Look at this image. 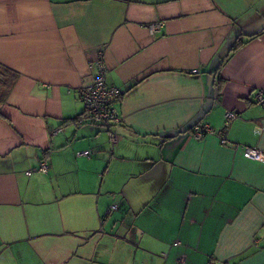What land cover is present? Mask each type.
Returning a JSON list of instances; mask_svg holds the SVG:
<instances>
[{
	"label": "crops",
	"instance_id": "obj_1",
	"mask_svg": "<svg viewBox=\"0 0 264 264\" xmlns=\"http://www.w3.org/2000/svg\"><path fill=\"white\" fill-rule=\"evenodd\" d=\"M0 63V264H264V0H0Z\"/></svg>",
	"mask_w": 264,
	"mask_h": 264
},
{
	"label": "built area",
	"instance_id": "obj_2",
	"mask_svg": "<svg viewBox=\"0 0 264 264\" xmlns=\"http://www.w3.org/2000/svg\"><path fill=\"white\" fill-rule=\"evenodd\" d=\"M161 22H154L148 25L151 33L159 30ZM94 69V76L91 83L84 85L78 89V97L83 104L84 119L94 124L109 125L111 123H118L120 120L115 103L117 98L122 93V90L116 86L109 85L106 79L107 68L103 59V50L96 53V57L90 64ZM257 103L264 105V91H258L255 95ZM236 117L234 111H226L224 118V127L229 125V122ZM60 129H56L53 133H58ZM193 134L196 139L202 138L205 134L211 133L212 129L207 124L194 125ZM111 140L115 141V137L111 136ZM223 142L225 140L222 139ZM244 156L253 159L264 161V153L254 147H244ZM81 155H89V151H82ZM38 171H45V165L41 163L37 169ZM31 171H27L30 174ZM177 264H184L181 259Z\"/></svg>",
	"mask_w": 264,
	"mask_h": 264
},
{
	"label": "trees",
	"instance_id": "obj_3",
	"mask_svg": "<svg viewBox=\"0 0 264 264\" xmlns=\"http://www.w3.org/2000/svg\"><path fill=\"white\" fill-rule=\"evenodd\" d=\"M243 43L244 41L238 37L237 40L232 44L230 51H234ZM16 79L17 73L11 68L0 63V106L6 102L7 97L16 82Z\"/></svg>",
	"mask_w": 264,
	"mask_h": 264
},
{
	"label": "rangeland",
	"instance_id": "obj_4",
	"mask_svg": "<svg viewBox=\"0 0 264 264\" xmlns=\"http://www.w3.org/2000/svg\"><path fill=\"white\" fill-rule=\"evenodd\" d=\"M83 109H84V108H83ZM82 120H83V119H82ZM84 121H85V120H84ZM85 124L88 125V124H90V122L85 121ZM63 129H64V127H63V128L61 127V128H60V131H62ZM80 150H82V149H79L78 151H80ZM76 154H78V153H76Z\"/></svg>",
	"mask_w": 264,
	"mask_h": 264
}]
</instances>
